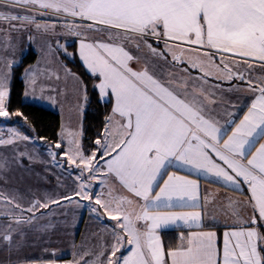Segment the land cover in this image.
I'll list each match as a JSON object with an SVG mask.
<instances>
[{"label": "snow or ice", "instance_id": "1", "mask_svg": "<svg viewBox=\"0 0 264 264\" xmlns=\"http://www.w3.org/2000/svg\"><path fill=\"white\" fill-rule=\"evenodd\" d=\"M0 36V118L27 122L9 107L13 70L30 50L36 60L21 74L24 97L66 102L67 89L51 82L70 78L83 114L88 85L59 59L76 55L67 38H76L98 102L111 104L90 154L82 126L62 123L54 145L61 152L49 145L54 167L78 170L71 193L44 191L41 199L29 188L27 200L0 188V264H58L59 250L45 247V256L30 258L24 249L48 243L43 238L57 227L40 222L52 214L42 209H79L81 201L97 222L115 223L102 229L110 242H73L66 264H264V0H0ZM225 92L250 100L233 103ZM18 142L36 143L17 127L0 128V146L14 153H0L4 184L23 159L35 162ZM201 177L241 194L246 186L247 199L201 196ZM93 181L102 186L95 194ZM217 210L227 218L222 244ZM77 222L59 221L66 228ZM169 229H182L174 247L161 239Z\"/></svg>", "mask_w": 264, "mask_h": 264}, {"label": "crops", "instance_id": "2", "mask_svg": "<svg viewBox=\"0 0 264 264\" xmlns=\"http://www.w3.org/2000/svg\"><path fill=\"white\" fill-rule=\"evenodd\" d=\"M45 19H47V18H45ZM74 41H76V39ZM150 42H152V41H150ZM23 44L25 47L26 42ZM76 44H77V50H78V43L76 42ZM160 47L163 48V44H161ZM59 59H60V61L63 62V64H65L61 58V55L59 56ZM53 67H55V65H53ZM133 67H136V65L133 64ZM256 71H257V73H259L260 70L257 69ZM61 76L63 77L62 72H61ZM51 83L58 84L60 88H66L67 89V101L65 102L63 97H58L57 99L60 102L57 104H52L50 101H46V100L37 101L38 104L41 103L42 106H45V107H48V108L53 109L55 111H58L61 115V125L63 123L64 125L70 126L74 129H79L82 126V131H83V116H84V110H85L86 104L84 105L83 114L82 115L79 114L75 108L76 99H75V94L73 92V88H74L73 81L69 78L67 84H65L64 80L62 78L61 81H59V82L52 81ZM223 86L225 88H227L229 85L227 83H225ZM218 95H219V93H218ZM223 95H224V97H226L227 99H229L233 103H237V102H241V101L247 103L250 100V97L245 96L242 93L225 92V93H223ZM218 110H220V109L218 108ZM245 110H246V107H242V108L238 109L237 115L242 117L243 111H245ZM60 132H61V129H60ZM82 140H83V135L81 137V143L83 146ZM58 142H60V136H59ZM24 143H26L27 146L25 148H23L22 151L27 150L28 152H30L34 156L36 163L37 162L42 163L44 161L45 157L48 156L46 153L43 152L44 149L41 148L40 146L32 145L29 142H24ZM66 146H68L67 143L66 142L63 143L62 149L66 148ZM34 148H35V151H33ZM62 159H64V158H62ZM23 160L29 161L27 158H25ZM48 165H50V163ZM51 166L54 167L53 165H51ZM67 169H68V166L65 165L64 170H61L57 167L53 171V175H51L53 187L48 188L47 192L52 193L53 195H56V194L63 195L65 193H71L75 189L73 177L76 174H78V170H75L73 168L72 174L69 175V173L66 171ZM176 170L177 169H175V168L169 169V171H176ZM180 174L183 175L185 173L183 171H181ZM193 178H196V176L193 175ZM55 183H58V184L61 183L64 186V188L67 187V189L62 191L60 188V185L55 186ZM200 184H201V196H203L207 191V192H211L213 194L218 193L221 201H224L227 197H232L233 199L240 200V201H244L247 199L248 193L246 192V186H245L244 193L241 194L239 192L231 191L229 188H224L219 183H209L208 181L204 180L202 177L200 178ZM101 187L102 186L100 185V183L96 182L95 186L94 187L92 186V192L94 194L100 192ZM104 190L106 193L107 189H104ZM24 202L26 203V201H24ZM62 203L67 204L66 201L62 202ZM81 203L84 204L85 207L77 209L75 207V205H72V206L68 207L67 209H65V208H58L57 206L52 205L50 209H42L41 212H45V213L51 212L52 213L49 217H47V219H51L52 223L56 224L57 227L55 228V230H53L51 232L50 237H44L43 238V239L49 240L48 243H44L43 240L37 241V242H35V247L25 248L23 254L26 256H29L30 258L43 257V256H45L43 249L45 247H47V248H49V250L56 249V250H59L60 252H62V258L58 262L68 261V260L72 259V256H71L72 247L71 246H72L73 242H75L78 245L81 243H85L86 245L91 246V245L97 244L98 236H104V239L106 241L110 242L109 237L107 235H105V233L102 231V229L104 228L105 225H108L109 227H111L115 222L108 220L107 217L103 218L102 223L97 222L94 215L88 212L87 205L89 204V202L88 201H81ZM242 207H243V205H242ZM66 210H68V216L67 217H65L63 215V213ZM247 212L249 214H251V209H247ZM38 215H39V213H38ZM216 215L220 219V224L216 228V231L220 235V241L222 244V233H223V231H225L223 224H224V220L227 218L219 210H217ZM73 218H75L78 221L75 225V228H66L62 224L59 223V221H63L65 219H67L68 221L71 222L73 220ZM47 219L41 220L40 222L46 223ZM230 222L231 221L229 220V223ZM181 230L182 229H169V230L161 231V233H160L161 239L164 242L166 247H168V246L165 243L164 232L176 231L180 234ZM94 234H98V235H94ZM65 242H68L70 246L65 245L63 247H60L61 243H65ZM30 243H32L31 238H30ZM2 258H3V253H0V259H2ZM36 263H39V260H36Z\"/></svg>", "mask_w": 264, "mask_h": 264}, {"label": "trees", "instance_id": "3", "mask_svg": "<svg viewBox=\"0 0 264 264\" xmlns=\"http://www.w3.org/2000/svg\"><path fill=\"white\" fill-rule=\"evenodd\" d=\"M69 52L76 53V55L65 58L61 53V58L65 65L79 75L82 80L88 85L89 101L87 102L83 116V148L86 153L90 154L95 149L94 141L98 134L102 132L104 125V118L111 111V104L106 102H98V90L93 88L95 78L90 77L82 62L78 57V50L76 41L68 43ZM36 60L35 51L30 50L25 54L22 65L14 68V87L10 100V112L20 111L27 117V122L20 120H12L11 125L18 126L23 132L27 134H34L38 138L44 137L41 148H49L51 144L54 147L55 143L59 141V133L61 129V115L58 111L48 107L27 102L24 100L25 84L21 78L24 67L33 64ZM29 125H34L35 130L29 129ZM55 148V147H54ZM179 233L176 231L164 232L165 243L168 247H173L179 242Z\"/></svg>", "mask_w": 264, "mask_h": 264}, {"label": "rangeland", "instance_id": "4", "mask_svg": "<svg viewBox=\"0 0 264 264\" xmlns=\"http://www.w3.org/2000/svg\"><path fill=\"white\" fill-rule=\"evenodd\" d=\"M13 35H15V34H13ZM75 39L76 38H67V42L68 43L73 42ZM2 40H3V37L0 36V41H2ZM61 40L63 42L64 38H61ZM21 47H24L23 43L21 44ZM18 54L19 53H17V55ZM37 95H38V93H37ZM24 100L27 102L35 103V104H38L37 101H40L38 99H32L31 97H29L27 99L24 97ZM38 105H41V103ZM12 120H14V121L20 120L23 122L22 117H12L10 120L6 119V118H0V128L6 129L7 127H13V126L19 128L16 125L9 124V122ZM29 129L31 130V127H29ZM19 130L21 132H23L20 128H19ZM23 133L27 134L26 132H23ZM27 135H29L30 137H32L36 141V143H35L36 146H40L42 144V141L37 136H35L34 134H27ZM25 144L26 143H24V142H18L15 147L18 151H22V149L27 146V144L26 145ZM67 147L68 146H66V148ZM48 150H49V148H45L43 150V152L47 154ZM52 150L56 151L57 153L61 152L60 149H55L54 147H52ZM0 153L11 157L14 154L13 153V147L12 146H7V147L0 146ZM58 156H57V161L63 162L64 159H62V156L61 155H58ZM49 163H50V165H48ZM51 165H52L51 158L49 156L45 157V159L42 163H38V162L37 163L36 162L30 163L29 161L23 160L21 167L14 168L13 171L8 174V177H9V183L8 184H4L3 181H0V188H4L8 192H11L13 189H18L22 195H25L27 197V200H30L33 198L32 193L27 191L29 188H31L32 192L35 193L36 197L43 199V195H42L43 192L47 191L48 188L53 187L51 175H53V171L57 167H52ZM65 165H67V164L64 163V166ZM59 169H61V168H59ZM96 182L98 183L99 181H93L92 182L93 187L95 186ZM58 185H60V188L62 191L67 189V187L64 188V186L61 183H59V184L55 183V186H58ZM66 211L68 212V210H66ZM65 245L68 246L69 243L68 242L61 243L60 247H63ZM66 262L67 261H60V262H58V264H66ZM36 264H39V263H36Z\"/></svg>", "mask_w": 264, "mask_h": 264}]
</instances>
